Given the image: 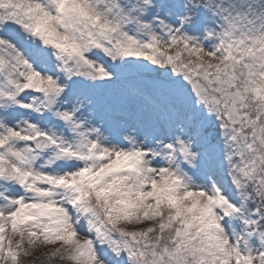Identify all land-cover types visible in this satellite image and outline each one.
<instances>
[{"label":"snow or ice","instance_id":"6c2138e0","mask_svg":"<svg viewBox=\"0 0 264 264\" xmlns=\"http://www.w3.org/2000/svg\"><path fill=\"white\" fill-rule=\"evenodd\" d=\"M37 261L264 264V0H0V264Z\"/></svg>","mask_w":264,"mask_h":264},{"label":"trees","instance_id":"16d2710c","mask_svg":"<svg viewBox=\"0 0 264 264\" xmlns=\"http://www.w3.org/2000/svg\"><path fill=\"white\" fill-rule=\"evenodd\" d=\"M40 256H42V253L36 254L35 257H32V258H30V259H36V257H40ZM37 264H39V261H37Z\"/></svg>","mask_w":264,"mask_h":264},{"label":"rangeland","instance_id":"374dc122","mask_svg":"<svg viewBox=\"0 0 264 264\" xmlns=\"http://www.w3.org/2000/svg\"><path fill=\"white\" fill-rule=\"evenodd\" d=\"M44 251H47V249H40L36 252V254L43 253Z\"/></svg>","mask_w":264,"mask_h":264}]
</instances>
